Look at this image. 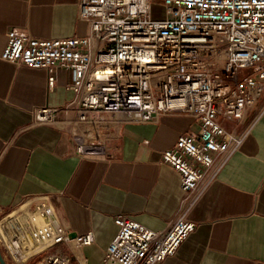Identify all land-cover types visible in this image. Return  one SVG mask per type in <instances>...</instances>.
<instances>
[{
    "label": "built area",
    "instance_id": "2783aa9c",
    "mask_svg": "<svg viewBox=\"0 0 264 264\" xmlns=\"http://www.w3.org/2000/svg\"><path fill=\"white\" fill-rule=\"evenodd\" d=\"M151 2L78 0L85 36L40 39L13 28L0 55L8 63L45 70L50 87L55 70L73 72L72 102L34 110L29 126L70 128L80 153H105L99 129L116 132L165 115L199 120L196 133L179 135L161 153V163L179 176L176 214L158 231L115 215L117 232L104 253L108 264H159L175 254L195 230L189 212L264 115L263 102L243 131L222 124H245L248 110L264 95V0H161V18L152 16ZM92 242V232L71 237L46 196L0 218L7 264H29L36 257L34 264H73L64 253L45 252Z\"/></svg>",
    "mask_w": 264,
    "mask_h": 264
},
{
    "label": "crops",
    "instance_id": "0c3cea01",
    "mask_svg": "<svg viewBox=\"0 0 264 264\" xmlns=\"http://www.w3.org/2000/svg\"><path fill=\"white\" fill-rule=\"evenodd\" d=\"M151 11L154 18L163 16L161 0H152ZM13 28L40 39L87 32L78 18V0H0V55ZM53 76L50 87L45 70L0 59V216L46 196L71 237L93 234L90 245L51 250L64 253L73 264H108L104 253L117 232L115 215H129L158 231L176 214L179 176L161 163V153L179 135L196 133L200 122L165 115L156 123L124 124L116 132L99 129L105 153H80L70 128L29 126L34 110L63 107L75 97L69 88L73 72L60 68ZM263 102L264 95L248 110L245 124L223 120V126L243 131ZM63 117L59 112L57 118ZM188 218L195 230L159 264H264V115Z\"/></svg>",
    "mask_w": 264,
    "mask_h": 264
},
{
    "label": "water",
    "instance_id": "95a60500",
    "mask_svg": "<svg viewBox=\"0 0 264 264\" xmlns=\"http://www.w3.org/2000/svg\"><path fill=\"white\" fill-rule=\"evenodd\" d=\"M0 264H7L3 254H2L1 247H0Z\"/></svg>",
    "mask_w": 264,
    "mask_h": 264
},
{
    "label": "rangeland",
    "instance_id": "374dc122",
    "mask_svg": "<svg viewBox=\"0 0 264 264\" xmlns=\"http://www.w3.org/2000/svg\"><path fill=\"white\" fill-rule=\"evenodd\" d=\"M2 216H0V218H1ZM53 252V250H48V251H46L45 253L47 254V253H52ZM2 254H3V256H4V253H3V251H2ZM39 257H36L33 261H31L29 264H34L35 263V261L38 259Z\"/></svg>",
    "mask_w": 264,
    "mask_h": 264
},
{
    "label": "bare ground",
    "instance_id": "6f19581e",
    "mask_svg": "<svg viewBox=\"0 0 264 264\" xmlns=\"http://www.w3.org/2000/svg\"><path fill=\"white\" fill-rule=\"evenodd\" d=\"M75 248H76V247H75ZM75 248H74V249H75ZM17 264H20V263H17Z\"/></svg>",
    "mask_w": 264,
    "mask_h": 264
}]
</instances>
